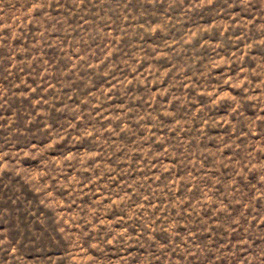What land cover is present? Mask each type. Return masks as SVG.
<instances>
[{
    "label": "rangeland",
    "instance_id": "1",
    "mask_svg": "<svg viewBox=\"0 0 264 264\" xmlns=\"http://www.w3.org/2000/svg\"><path fill=\"white\" fill-rule=\"evenodd\" d=\"M0 264H264V0H0Z\"/></svg>",
    "mask_w": 264,
    "mask_h": 264
}]
</instances>
